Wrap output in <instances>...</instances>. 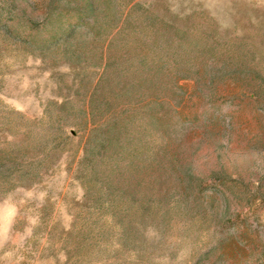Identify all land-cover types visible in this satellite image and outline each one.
I'll return each instance as SVG.
<instances>
[{
    "label": "rangeland",
    "instance_id": "1",
    "mask_svg": "<svg viewBox=\"0 0 264 264\" xmlns=\"http://www.w3.org/2000/svg\"><path fill=\"white\" fill-rule=\"evenodd\" d=\"M86 1L0 0V264H264V0Z\"/></svg>",
    "mask_w": 264,
    "mask_h": 264
},
{
    "label": "trees",
    "instance_id": "2",
    "mask_svg": "<svg viewBox=\"0 0 264 264\" xmlns=\"http://www.w3.org/2000/svg\"><path fill=\"white\" fill-rule=\"evenodd\" d=\"M95 4L92 0H87L83 12L76 18L77 26L87 27L94 20ZM74 27V26H73ZM72 29V27L70 28Z\"/></svg>",
    "mask_w": 264,
    "mask_h": 264
}]
</instances>
